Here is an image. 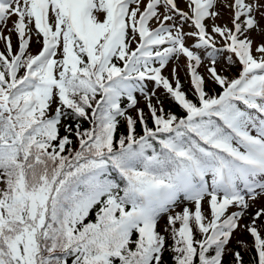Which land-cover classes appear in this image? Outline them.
<instances>
[{"label": "snow or ice", "instance_id": "snow-or-ice-1", "mask_svg": "<svg viewBox=\"0 0 264 264\" xmlns=\"http://www.w3.org/2000/svg\"><path fill=\"white\" fill-rule=\"evenodd\" d=\"M141 3L0 0V24L15 16L19 40L14 54L4 37L7 54L0 53V264H161L166 237L158 222L181 199L195 207L167 216L175 264H222L248 200L264 193V43L254 46L247 34L264 31L254 16L264 3L233 0V27L213 25L211 33L205 21L218 15L216 0H186L187 12L176 0H147L143 10ZM153 21L158 27H149ZM185 24L193 30L185 33ZM33 28L42 38L36 55L28 52ZM216 36L240 71L228 79L209 67L222 89L210 96L198 69L200 50L215 65ZM186 37L194 38L191 47ZM181 56L195 101L178 79L173 86L163 75ZM146 80L183 118L153 105ZM137 91L154 124L148 127L138 109L139 137L137 121L126 114L137 105ZM121 117L128 132L117 146ZM65 118L92 124L84 130L77 124L78 150L60 135L61 127L73 131L62 125ZM232 207L238 211L229 213ZM93 210L95 221H88ZM261 218L264 209L244 225L258 264H264ZM194 228L203 239L194 238ZM235 259L240 264L239 252Z\"/></svg>", "mask_w": 264, "mask_h": 264}, {"label": "trees", "instance_id": "trees-1", "mask_svg": "<svg viewBox=\"0 0 264 264\" xmlns=\"http://www.w3.org/2000/svg\"><path fill=\"white\" fill-rule=\"evenodd\" d=\"M3 54H5L4 51H3ZM22 74H23V70H21L19 75H22ZM224 74L227 78L229 77L227 73H224ZM184 88L186 90L185 93L187 94L188 99L195 101L196 97L193 95L192 87L189 88L188 86ZM205 90L208 92L210 96H213L214 93L219 90V88L216 84L211 83L210 88L208 89V87H206ZM157 100H159L160 103H157ZM147 103L148 101L146 100L144 103L137 104L134 108L127 109L126 114L131 116L134 120L137 121L135 125V129H136L135 135L137 137L143 135V127H144L143 125L139 123V119L137 115L138 109L143 111L147 126L154 127V124L151 118V113L149 112V109L147 107ZM152 103L158 109L160 107H163L165 114L172 113V114L177 115L180 118H183L184 116L183 110L180 109L179 106L176 105L175 102L164 91H159L158 95H155V97H152ZM90 112L91 110H89V113ZM77 124H79L81 130L89 129L92 127V124L89 122V120H84L82 118L80 120H75L72 118H65L62 120V125L70 126L73 131L71 133H66L64 131V127L60 128V135L61 136L68 135L72 141L71 145H68L66 147H69L73 150L79 149V141L75 136V129H76ZM127 132H128L127 121L122 117L118 118L117 128L114 133V143H117V146H118V140L122 136H126ZM63 154H67V152ZM186 207L191 210H194V207H192V205H186ZM182 211L183 210L177 211L175 213H171V215L182 213ZM167 216L163 219L162 226H158L157 228V230L166 237V245H165V250L162 254L161 264H175V259H174L175 253L171 250L173 246V241L170 238V232L164 231L165 226L167 224ZM88 221H92V222L95 221V210H93L90 216L88 217ZM178 226L179 225H177V227ZM194 238L196 240L203 239L202 235L198 231H196L195 228H194ZM237 252L240 253V256L242 258L240 264H258V256L255 251V247L252 243L246 240H238L235 243H229L228 245H226L224 254L222 256V264H237L236 259H235V254ZM69 264H70V260H69Z\"/></svg>", "mask_w": 264, "mask_h": 264}, {"label": "rangeland", "instance_id": "rangeland-1", "mask_svg": "<svg viewBox=\"0 0 264 264\" xmlns=\"http://www.w3.org/2000/svg\"><path fill=\"white\" fill-rule=\"evenodd\" d=\"M180 1H182V4L186 5V0H178V2H176L177 6H179ZM217 1H220V0H216V3H217ZM257 1L258 0H246V2H252V3H257ZM217 6L218 5L216 4L214 10L216 12H219V10L217 9ZM224 15H225V13L222 12L221 13V18H224ZM7 23H8V20L6 21V23L0 24V25L5 26V25H7ZM206 23H207V25H210L211 24V18L207 19ZM178 24H179V22H178ZM259 28L263 29L260 26H259ZM261 34H263V31H257L256 29H253V30L250 31V36H252L253 38L256 37V36H260ZM0 39H1V31H0ZM191 40H193V39L189 38V37H186V41L191 42ZM224 59L225 58L221 59V63L225 61ZM170 62L173 63V64H170V66L168 67V69L164 73V76L169 78V80H170V82H172L173 86H175L176 79H178L179 81L181 79V82L184 81V80L185 81H189L188 74H187L186 63L183 62V63L179 64L180 61L178 62L177 59H173ZM176 64H179V65H176ZM220 64L216 65V67L219 68ZM174 68L177 70L175 78H173V74H172V70ZM202 76L205 78L206 81H210L208 73L205 72V74H203ZM248 203H249L250 206H249V208L247 210L244 211V215L242 216V218L240 220V225L241 226H240L239 229H237L233 233V235L231 237V242H234V241H236L238 239H242V238L253 239L251 237V235L247 231H245L244 225L245 224H249L250 225L252 223V217L255 215V213L257 211H260V210L264 209V193H259L258 192V194L256 195V198L254 200L253 199H249ZM202 211H204L207 216H210V209L208 207L207 200L202 202ZM236 211H238V209L235 208V207H232V208L229 209V213L236 212ZM256 225L258 227V231L260 232L261 236L263 237L264 236V218H261V219L257 220L256 221Z\"/></svg>", "mask_w": 264, "mask_h": 264}]
</instances>
